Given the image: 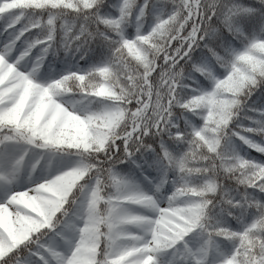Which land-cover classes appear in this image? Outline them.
I'll return each instance as SVG.
<instances>
[{
	"label": "snow or ice",
	"instance_id": "obj_1",
	"mask_svg": "<svg viewBox=\"0 0 264 264\" xmlns=\"http://www.w3.org/2000/svg\"><path fill=\"white\" fill-rule=\"evenodd\" d=\"M0 264H264V0H0Z\"/></svg>",
	"mask_w": 264,
	"mask_h": 264
},
{
	"label": "trees",
	"instance_id": "obj_2",
	"mask_svg": "<svg viewBox=\"0 0 264 264\" xmlns=\"http://www.w3.org/2000/svg\"><path fill=\"white\" fill-rule=\"evenodd\" d=\"M256 155H258V154H256Z\"/></svg>",
	"mask_w": 264,
	"mask_h": 264
}]
</instances>
